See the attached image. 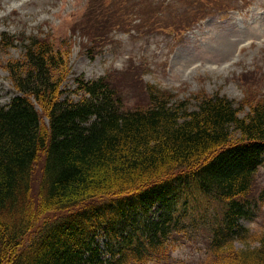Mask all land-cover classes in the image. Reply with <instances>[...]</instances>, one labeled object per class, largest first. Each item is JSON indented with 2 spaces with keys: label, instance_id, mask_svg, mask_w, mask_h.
Listing matches in <instances>:
<instances>
[{
  "label": "trees",
  "instance_id": "trees-1",
  "mask_svg": "<svg viewBox=\"0 0 264 264\" xmlns=\"http://www.w3.org/2000/svg\"><path fill=\"white\" fill-rule=\"evenodd\" d=\"M229 8L240 3L91 0L72 33L88 51L122 28L139 38L168 29L180 42ZM16 41L0 33L2 50ZM20 45L4 63L16 93L0 105V264H170L179 237L204 248L196 264H264V231L241 223L264 201L251 192L264 163L261 97L241 105L200 90L177 99L145 83L132 59L66 91L67 50L38 36ZM248 235L256 245L236 247Z\"/></svg>",
  "mask_w": 264,
  "mask_h": 264
},
{
  "label": "rangeland",
  "instance_id": "rangeland-1",
  "mask_svg": "<svg viewBox=\"0 0 264 264\" xmlns=\"http://www.w3.org/2000/svg\"><path fill=\"white\" fill-rule=\"evenodd\" d=\"M227 1L230 5L240 3V8H229L205 18L184 33L180 42L171 37L168 29L139 38L132 28H122L123 31L114 29L109 34L111 42L88 51L86 46L92 45L77 33L73 34L72 27L91 0H0V33L18 40L8 51L0 47V105H7L16 93L4 63L18 59L21 41L31 36L47 37L55 48L67 50L70 72L62 83L66 91L75 88L77 77L94 80L107 72L123 69L132 59L144 65L142 80L145 83L176 93L177 99H187L204 90L208 94L219 92L241 105L245 104L247 95L255 98V94L264 101V0ZM90 51L95 54L90 55ZM251 74L262 76L253 87L249 86V82L253 84L249 79ZM75 96L71 94L77 98ZM36 108L40 112L39 107ZM243 115L240 112V116ZM42 121L47 124L43 114ZM40 162L41 158L34 169L36 189L40 181ZM251 192L254 197L264 196V164L255 175ZM32 193L35 196L34 189ZM42 214L44 218L52 215ZM241 223L250 234L264 231V201L250 219H243ZM180 238L177 247L171 250L170 264H196L205 256L203 247L185 241L187 237ZM255 238L248 235L236 241V247L254 246ZM100 242L103 246L102 239Z\"/></svg>",
  "mask_w": 264,
  "mask_h": 264
}]
</instances>
